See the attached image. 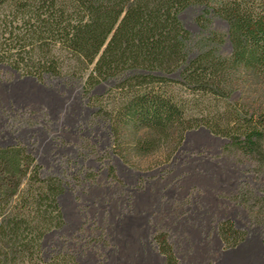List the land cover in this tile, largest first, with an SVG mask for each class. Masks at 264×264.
<instances>
[{
	"label": "trees",
	"instance_id": "1",
	"mask_svg": "<svg viewBox=\"0 0 264 264\" xmlns=\"http://www.w3.org/2000/svg\"><path fill=\"white\" fill-rule=\"evenodd\" d=\"M190 8L204 28L213 18L226 22L228 54L216 32L191 41L180 19ZM0 65L39 82H83L86 95L114 82L93 105L125 162L167 161L187 132L202 128L264 171V0H0ZM65 185L42 176L23 145L0 147V264H77L73 253L44 258L42 250L64 225ZM234 199L264 220V191ZM217 232L224 249L247 236L230 220ZM152 242L164 264H179L167 232L156 230Z\"/></svg>",
	"mask_w": 264,
	"mask_h": 264
},
{
	"label": "rangeland",
	"instance_id": "2",
	"mask_svg": "<svg viewBox=\"0 0 264 264\" xmlns=\"http://www.w3.org/2000/svg\"><path fill=\"white\" fill-rule=\"evenodd\" d=\"M199 15L196 8L180 15L191 41L216 32L228 54L226 22L213 18L204 28ZM82 85L52 77L39 82L0 65V147L23 145L42 176L66 184L59 197L64 225L44 238V258L68 252L77 264H134L146 247L156 255L152 236L162 230L182 264H218V249L229 250L217 232L226 220L264 247V220L258 223L234 199L242 190L260 196L264 171L256 173L253 162L226 151L227 140L202 128L196 143L184 139L167 161L158 154L125 162L112 153L108 124L93 105L114 82L88 95ZM88 174L95 182L84 180ZM195 231L199 239L191 236Z\"/></svg>",
	"mask_w": 264,
	"mask_h": 264
},
{
	"label": "crops",
	"instance_id": "3",
	"mask_svg": "<svg viewBox=\"0 0 264 264\" xmlns=\"http://www.w3.org/2000/svg\"><path fill=\"white\" fill-rule=\"evenodd\" d=\"M199 131H190L185 134V141L188 137H192L193 142H197L200 137V129ZM203 223V222H198ZM155 232V231H154ZM193 233V234H192ZM193 235V236H192ZM191 236L193 239H199L200 235L195 232H191ZM168 239L170 240V236L168 235ZM172 240V237H171ZM171 242V241H170ZM174 247V245H173ZM174 252L176 255L175 247ZM149 248H145L142 251L134 264H164V258L158 252L153 256L150 254ZM218 253V264H264V247L262 246L259 237L255 235H247L245 241L241 243L234 249L223 250L220 247L217 251ZM178 259V256H177ZM179 260V264H182Z\"/></svg>",
	"mask_w": 264,
	"mask_h": 264
}]
</instances>
